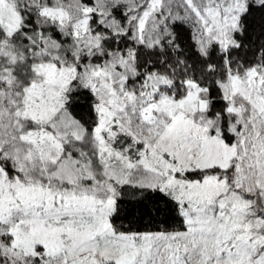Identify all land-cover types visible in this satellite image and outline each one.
Wrapping results in <instances>:
<instances>
[{"label":"snow or ice","instance_id":"6c2138e0","mask_svg":"<svg viewBox=\"0 0 264 264\" xmlns=\"http://www.w3.org/2000/svg\"><path fill=\"white\" fill-rule=\"evenodd\" d=\"M254 11L0 0V264H264Z\"/></svg>","mask_w":264,"mask_h":264},{"label":"trees","instance_id":"16d2710c","mask_svg":"<svg viewBox=\"0 0 264 264\" xmlns=\"http://www.w3.org/2000/svg\"><path fill=\"white\" fill-rule=\"evenodd\" d=\"M262 16L264 14L254 11L251 16L247 18V23L252 32H258L262 23ZM146 223V220H145Z\"/></svg>","mask_w":264,"mask_h":264}]
</instances>
